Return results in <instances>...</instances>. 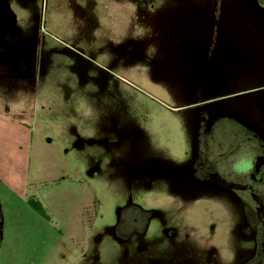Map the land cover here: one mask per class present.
<instances>
[{"label": "rangeland", "instance_id": "1", "mask_svg": "<svg viewBox=\"0 0 264 264\" xmlns=\"http://www.w3.org/2000/svg\"><path fill=\"white\" fill-rule=\"evenodd\" d=\"M4 1L0 36L17 53L0 58V264H202L212 246L220 259L210 264L227 263L243 242L236 203L150 161L190 158L195 114L179 45L185 35L188 47L209 45L218 0H154L146 20L134 0ZM220 3L217 54L234 43L224 60L237 109H216L264 136V0ZM168 34L177 52L166 50ZM227 127L216 134L225 144ZM247 153L236 170L253 167ZM127 200L161 210L142 239L116 236Z\"/></svg>", "mask_w": 264, "mask_h": 264}, {"label": "flooded vegetation", "instance_id": "2", "mask_svg": "<svg viewBox=\"0 0 264 264\" xmlns=\"http://www.w3.org/2000/svg\"><path fill=\"white\" fill-rule=\"evenodd\" d=\"M110 1L115 3L113 0ZM133 2L132 6H135L139 18L144 20L148 18V15L155 7L154 0H134ZM220 14L221 3L218 0L210 22L212 27L211 40L204 50L200 44H196L195 47H188L187 35H185L179 45V51L186 59L185 67L187 69V71H180L179 77L184 84L183 89L193 99V102L190 103V108L195 114L190 158L184 164L177 166L162 165L160 161L156 160L150 161L160 165L161 168L157 170H174L179 174L187 175L199 187L207 190L214 189L218 191L219 196L236 203L237 211L234 207L231 208L232 217L238 219L236 222H239V228L243 232L240 237L243 242H240L241 247L239 248L236 245L228 248L229 258L226 259L227 263L217 262V264H264V136L254 132L246 124L240 122L239 120L241 119L238 118L237 114V118L229 119L228 123H225L227 119L221 116L225 114L221 111L218 112L216 109L221 105H224V107L230 105L227 112L230 117H233L235 109H237L235 97L230 96L231 93H226L227 90L232 89L231 83H233L231 81L232 70L229 69L231 60L230 58L224 60L225 55H229L233 51L236 52L234 43H232L233 48L228 46L227 53L223 51L217 54L218 47L223 44L219 38L221 29L218 17ZM141 23L138 28L137 26L133 28V31L136 33L139 31L145 32L147 24L146 22ZM113 26L120 29L117 23ZM129 30L126 29V31ZM137 37L136 42L141 46L144 45V36L138 35ZM173 42L172 35H166L164 43L167 51L173 50L177 52ZM249 57L251 58L250 54ZM261 88L264 90L263 86ZM235 93L233 92L232 94ZM262 96L264 99V94ZM221 127L223 128L221 131H224L227 127L229 132L233 131L238 137L233 134L228 139V144H225V141L219 135H216L220 132L217 129ZM230 127H232V131ZM74 136L78 138V144L84 143V140L80 138V133L77 132ZM251 141L253 146H251ZM254 141L259 143V145L256 142L254 143ZM242 150H246L249 157H255L254 165L253 167L236 170L235 156ZM99 171L100 173L103 172V170ZM93 174L95 175V173ZM128 174L129 177H132L130 173ZM119 176L123 177L124 174L119 173ZM235 211L237 212L236 214ZM118 214V223L115 229L116 236L118 238L142 239L148 232L152 219L156 215H160L161 210L147 209L132 200H127L126 204L119 208ZM256 220L260 223L258 232L245 229L246 225L251 227L252 221L255 222ZM219 250L218 247H210L209 252H212L213 257L206 256V253L202 252L204 256L202 264H210L215 257L219 260ZM126 251L127 256L132 253L130 248H127ZM135 252L137 255L144 256L145 250ZM147 262L144 264H152L149 258ZM125 264L140 263L132 260V262L127 261Z\"/></svg>", "mask_w": 264, "mask_h": 264}, {"label": "trees", "instance_id": "3", "mask_svg": "<svg viewBox=\"0 0 264 264\" xmlns=\"http://www.w3.org/2000/svg\"><path fill=\"white\" fill-rule=\"evenodd\" d=\"M7 8L10 9L7 3L4 0H0V19H6L5 17L7 15L5 10H8ZM15 53H17L15 46L11 45L2 36H0V58L6 60L14 56ZM21 72L25 74L24 70Z\"/></svg>", "mask_w": 264, "mask_h": 264}]
</instances>
